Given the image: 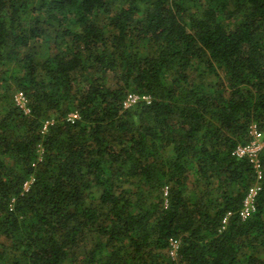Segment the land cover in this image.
<instances>
[{
  "label": "trees",
  "instance_id": "trees-1",
  "mask_svg": "<svg viewBox=\"0 0 264 264\" xmlns=\"http://www.w3.org/2000/svg\"><path fill=\"white\" fill-rule=\"evenodd\" d=\"M252 125L264 0H0V264H264Z\"/></svg>",
  "mask_w": 264,
  "mask_h": 264
},
{
  "label": "built area",
  "instance_id": "built-area-1",
  "mask_svg": "<svg viewBox=\"0 0 264 264\" xmlns=\"http://www.w3.org/2000/svg\"><path fill=\"white\" fill-rule=\"evenodd\" d=\"M140 101L145 102L147 104L150 103L151 99L147 95L139 96L132 95L125 99L123 102V108L129 109L132 106L136 105ZM14 102L17 107L24 113H29L28 102L23 93L18 92L14 95ZM67 121L70 123H74L79 119L77 113H70L67 115ZM51 121L45 123V129L51 124ZM249 135L251 140L249 143L245 145H238L232 151V156L238 159H247L249 163L252 165L253 170L255 172L256 183L248 189V192L243 200L242 207L238 211V217L241 222H245L252 214L255 213V199L258 193L261 190V186L259 185V181L262 180V169L261 163L259 160L260 153L264 150V140L262 133L256 128L255 125H252L249 130ZM32 181L26 182L24 184V191L27 192L29 190V185ZM232 216V213H227L225 218L221 222V229H224L226 224L228 223L229 218ZM169 248V255L172 258L176 257L177 250L179 248V242L177 240L171 239Z\"/></svg>",
  "mask_w": 264,
  "mask_h": 264
},
{
  "label": "clouds",
  "instance_id": "clouds-1",
  "mask_svg": "<svg viewBox=\"0 0 264 264\" xmlns=\"http://www.w3.org/2000/svg\"><path fill=\"white\" fill-rule=\"evenodd\" d=\"M71 113H76V112H71ZM70 114V113H69ZM78 114V113H77ZM79 116V115H78ZM66 118H67V116H66ZM164 198H166V195H167V189L165 188L164 189ZM164 207H167V200H165V202H164Z\"/></svg>",
  "mask_w": 264,
  "mask_h": 264
}]
</instances>
